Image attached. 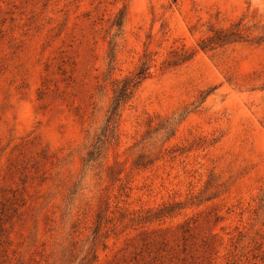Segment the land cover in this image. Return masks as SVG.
<instances>
[{
	"label": "rangeland",
	"instance_id": "obj_1",
	"mask_svg": "<svg viewBox=\"0 0 264 264\" xmlns=\"http://www.w3.org/2000/svg\"><path fill=\"white\" fill-rule=\"evenodd\" d=\"M0 264H264V0H0Z\"/></svg>",
	"mask_w": 264,
	"mask_h": 264
},
{
	"label": "trees",
	"instance_id": "obj_2",
	"mask_svg": "<svg viewBox=\"0 0 264 264\" xmlns=\"http://www.w3.org/2000/svg\"><path fill=\"white\" fill-rule=\"evenodd\" d=\"M121 23H117L119 26ZM230 38L219 39L218 37H211L209 39V44H218L219 42H227ZM207 44V45H209ZM207 45H204L203 48H206ZM149 65L147 62H143L140 68L133 76H128L117 82V87L114 92V97L110 108L108 110V115L106 117V125L104 132L113 133L116 123L120 116V110L122 107L129 101L132 97L133 92L141 84V82L147 77ZM105 137L106 134L103 133ZM90 160L93 159L94 153L91 152Z\"/></svg>",
	"mask_w": 264,
	"mask_h": 264
}]
</instances>
